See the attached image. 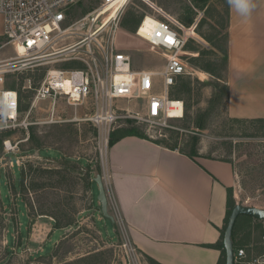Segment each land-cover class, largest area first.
Returning <instances> with one entry per match:
<instances>
[{"label": "rangeland", "instance_id": "1", "mask_svg": "<svg viewBox=\"0 0 264 264\" xmlns=\"http://www.w3.org/2000/svg\"><path fill=\"white\" fill-rule=\"evenodd\" d=\"M99 1L79 0L70 21L93 10ZM152 6L182 24L188 36L183 49L187 74L170 93L175 96L172 100L183 103V116L168 120L167 127L122 118L105 142L93 125L74 119L92 113L89 103L73 107L63 98L55 102L35 98L51 65L28 62L5 75L4 88L19 93L25 107L19 120L28 125L0 135V264H123L126 255L120 244L125 231L102 216L93 179L106 178L111 135L117 137L132 127L152 141L181 148L188 136H197L195 158L233 165L234 205L264 210V122L229 118L223 93L228 0H130L121 23L138 22L147 15L136 29L137 36L144 38L155 22L148 16L154 14ZM137 36L121 27L116 35L132 69L161 71L163 52L150 50ZM16 58L3 36L0 17V63ZM144 105L143 99L117 103L119 109L140 116H145ZM5 139L17 144V150L4 153ZM68 221L69 227H56ZM234 233L239 238L236 249L245 248L256 256L264 252L263 221L241 217ZM135 257L136 264H149L137 251Z\"/></svg>", "mask_w": 264, "mask_h": 264}, {"label": "built area", "instance_id": "2", "mask_svg": "<svg viewBox=\"0 0 264 264\" xmlns=\"http://www.w3.org/2000/svg\"><path fill=\"white\" fill-rule=\"evenodd\" d=\"M120 1L100 0L93 10L70 21L71 9L79 0H0L3 36L14 49L23 50L16 59L0 63V135L28 125L19 120L18 93L4 88L10 69L20 70L28 62L51 65L35 90V98L52 102L63 98L73 107L89 103L92 113L74 119L93 125L105 136V142L122 118L167 127L175 107H180L182 118L183 103L172 100L170 93L177 80L187 74L185 28L152 6L154 14L148 16L155 23L143 40L150 50L163 52L165 64L159 72L133 70L130 56L116 44L130 0ZM134 99L145 101V116L117 107L119 101ZM2 147L7 154L17 150V144L9 139L2 141ZM120 248L126 255L123 264L137 263L136 250L125 233ZM233 259L234 264H264V252L256 256L238 248L233 251Z\"/></svg>", "mask_w": 264, "mask_h": 264}, {"label": "crops", "instance_id": "3", "mask_svg": "<svg viewBox=\"0 0 264 264\" xmlns=\"http://www.w3.org/2000/svg\"><path fill=\"white\" fill-rule=\"evenodd\" d=\"M227 36L228 117L264 119V0H229ZM105 177L108 211L141 256L218 264L221 251L212 246L225 226L228 190L233 195L236 187L230 162L191 159L125 136L108 148Z\"/></svg>", "mask_w": 264, "mask_h": 264}, {"label": "trees", "instance_id": "4", "mask_svg": "<svg viewBox=\"0 0 264 264\" xmlns=\"http://www.w3.org/2000/svg\"><path fill=\"white\" fill-rule=\"evenodd\" d=\"M228 9H229V0H228ZM141 21H138V22H135L134 20L132 22H128V24L126 23H121V28L123 30H126L128 32H132L134 33L137 29V27L139 26ZM226 55H225V62L227 63V49L225 51ZM79 67V66H78ZM205 70V68H203ZM219 80V79H218ZM223 93H224V96L226 99H228V96H229V89L227 87V85L225 86L224 90H223ZM175 98V96H171V98ZM18 99H19V114L24 110L25 107H23L21 105V98L19 97V93H18ZM246 121H251V122H264V119H254V120H246ZM177 133V132H175ZM125 136H136V137H139V138H143V139H147V140H150L148 139L144 134L136 131L133 127L128 129L126 132L118 135L117 137H115L114 134L111 135V138H110V141H108L109 143V146L114 143L115 141H117L119 138H122V137H125ZM152 141V140H151ZM154 143L158 144V145H161V146H164L170 150H178L180 153H182L183 155L191 158V159H194L197 155H198V143H199V138L197 136H188V139L186 141V144L184 145L183 148H181L180 146L174 144V145H169L167 143H165L164 141H161V142H157V141H154ZM234 206V203H233V195H232V192L230 190H228V197H227V212H226V218H225V226H226V223H227V220H228V217H229V214H230V211L232 209V207ZM241 217H245L247 219H250V220H254V221H259V220H256V219H253L249 216H245V215H242V216H239L234 224V227H233V232H232V242H233V248L234 250L236 249L235 247V243H234V230H235V227H236V224H237V221L241 218ZM72 223L70 221H68L67 223H65L64 225L60 226L59 224H56L57 228H64V227H69ZM225 226L223 228V230L221 231V237H220V240L217 244H215L214 247L215 249H218L221 251V257H220V260L218 262V264H225V251L223 249V233H224V229H225ZM145 259L149 262V264H158L157 262H155L154 260H152L151 258H148V257H145ZM224 259V260H223Z\"/></svg>", "mask_w": 264, "mask_h": 264}, {"label": "water", "instance_id": "5", "mask_svg": "<svg viewBox=\"0 0 264 264\" xmlns=\"http://www.w3.org/2000/svg\"><path fill=\"white\" fill-rule=\"evenodd\" d=\"M93 182L98 187L97 202L100 204V210L102 216L109 220L112 224H115L114 217L108 212V200L105 193L102 177L99 175L93 179ZM249 216L253 219L264 222V210L255 207H244L241 205H234L230 211L224 233H223V249L225 251V264H234L233 259V242L232 232L234 224L239 216Z\"/></svg>", "mask_w": 264, "mask_h": 264}, {"label": "bare ground", "instance_id": "6", "mask_svg": "<svg viewBox=\"0 0 264 264\" xmlns=\"http://www.w3.org/2000/svg\"><path fill=\"white\" fill-rule=\"evenodd\" d=\"M126 1H128V0H121L120 2H121V4H123V3H125ZM154 23H155V22H154ZM154 23L152 24V27H153ZM152 27H151V28H152ZM137 34H138V32L136 31V32H135V35L137 36ZM137 37H138L139 39H141L143 42H145V41L143 40V38H141V37H139V36H137ZM15 52H16V54H22L23 50H22L21 47H17V48L15 49ZM174 105L177 106L176 104H174ZM170 114H171L170 117H171L172 119L180 118V116H181V110H180V107H179V108H178V107L172 108Z\"/></svg>", "mask_w": 264, "mask_h": 264}]
</instances>
